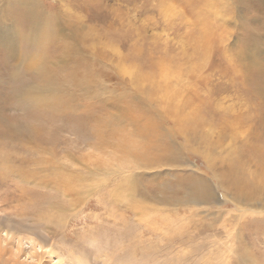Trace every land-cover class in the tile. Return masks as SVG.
Segmentation results:
<instances>
[{
  "label": "rangeland",
  "instance_id": "obj_1",
  "mask_svg": "<svg viewBox=\"0 0 264 264\" xmlns=\"http://www.w3.org/2000/svg\"><path fill=\"white\" fill-rule=\"evenodd\" d=\"M0 35V264H264V0H0Z\"/></svg>",
  "mask_w": 264,
  "mask_h": 264
},
{
  "label": "bare ground",
  "instance_id": "obj_2",
  "mask_svg": "<svg viewBox=\"0 0 264 264\" xmlns=\"http://www.w3.org/2000/svg\"><path fill=\"white\" fill-rule=\"evenodd\" d=\"M6 33V32H5ZM1 36V35H0ZM9 39V38H8ZM10 41V40H9ZM114 172V171H113ZM241 206V205H240ZM250 208V207H249ZM252 208V207H251ZM259 209V208H258ZM252 210V211H250V209H248V211H249V213H260L261 212V210ZM263 209V208H262ZM245 211H247V209L245 210ZM262 213V212H261ZM242 214V213H241ZM149 220V219H148ZM22 243V242H21Z\"/></svg>",
  "mask_w": 264,
  "mask_h": 264
},
{
  "label": "snow or ice",
  "instance_id": "obj_3",
  "mask_svg": "<svg viewBox=\"0 0 264 264\" xmlns=\"http://www.w3.org/2000/svg\"><path fill=\"white\" fill-rule=\"evenodd\" d=\"M41 251H43L44 249H40ZM33 256L35 255V253L32 254ZM33 264H35V261H33Z\"/></svg>",
  "mask_w": 264,
  "mask_h": 264
}]
</instances>
